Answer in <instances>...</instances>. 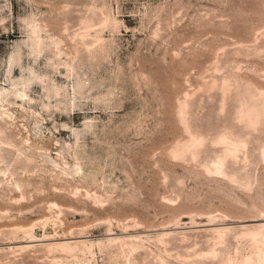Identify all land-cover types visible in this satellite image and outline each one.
I'll return each instance as SVG.
<instances>
[{"label": "rangeland", "instance_id": "rangeland-1", "mask_svg": "<svg viewBox=\"0 0 264 264\" xmlns=\"http://www.w3.org/2000/svg\"><path fill=\"white\" fill-rule=\"evenodd\" d=\"M0 264H264V0H0Z\"/></svg>", "mask_w": 264, "mask_h": 264}]
</instances>
